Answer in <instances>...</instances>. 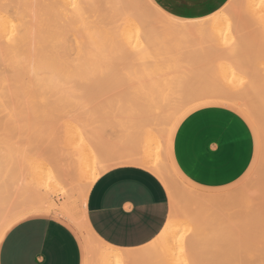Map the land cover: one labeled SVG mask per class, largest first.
<instances>
[{"label": "bare ground", "instance_id": "obj_1", "mask_svg": "<svg viewBox=\"0 0 264 264\" xmlns=\"http://www.w3.org/2000/svg\"><path fill=\"white\" fill-rule=\"evenodd\" d=\"M242 1V7L245 9L244 16L246 17L244 20L247 22L243 21L246 25L250 24L252 27L256 26V23H253L255 21L264 26V0ZM144 5L151 10L153 15H156L158 24H154L155 20L151 22L153 18L149 16L148 18H150L149 20L151 21L147 20L146 13L143 12L144 10L142 11ZM222 15L225 16V14ZM224 16H221L218 12L199 19H181L164 12L152 0H0V64L9 66L8 70H5V67L4 70H0V106L5 109L9 108V116H17L16 114L22 112L20 108H17V103H19V106L20 104L28 105L27 112L37 114L42 109L34 107L33 105L44 104L46 101L53 100L50 97L53 95L52 93H50V96H48L47 92L44 93L46 82L49 83L50 88L51 86L54 88L57 86L58 88L57 84L59 81L57 82V80H64L66 82L78 79V81L88 80L89 82H96L97 80L100 82L102 79L105 81V78H108L106 75L107 71L114 69L123 70L125 68L132 69V71H134L132 78L137 80L140 84L142 83L140 86L142 92L145 93L144 90H146L147 92L149 91L148 93L162 96L166 106L163 110L155 111V113H151L147 107L140 110L138 109L139 112L135 109L138 113H134L133 116L144 120L155 117L153 118L155 121L161 122L159 119L165 121L167 118V110L173 111V117L168 121L170 125L168 132L166 131L167 135L165 133L163 134V136H167L164 141L165 157L164 155H158L156 151H151L150 145L147 147L148 149L143 150V148H146L145 144L142 149L138 150L137 154L133 152L136 156L133 161H130L138 167L153 173L166 188L168 196L172 198L171 201H174L171 203L169 215L163 228L149 244L154 246L164 243L173 244L177 240L178 242L181 240L180 242L184 243L193 254L195 248L203 244L204 246L209 245L212 249L213 247H218L220 253L218 250L217 252L221 256L219 259L223 260H221V263L264 264V171L260 174L261 177L259 175L258 182H256L254 191L257 194V197L255 194V199H258L256 201L257 204H254L256 206H250L251 208L249 207L250 209L246 215L243 216L244 219L241 217L239 223L237 222L238 225H236L239 226L241 223L244 231L247 228L246 236H248L249 233L250 238H246L244 236L245 233L241 235V231L239 235L238 232L235 234L236 229H231V224V226L228 224L230 229L222 228L224 225H219L222 227H219L220 229H218L214 235L204 236L202 232L203 229L197 227L199 225L201 226V223H199L200 219L203 222L204 219L211 214L210 211L214 210L213 212H215L217 209H223L221 206L224 205L222 203H225L227 196L204 194L197 191V189L195 190V188L180 189V186L176 184L178 181L177 179L181 178H179L180 175L169 158V146L167 143L171 124L183 110L196 103L206 102V104H208L213 103L212 101L214 100L241 104V109L243 105L259 128L264 129V86L240 88L219 87L220 89L213 88L211 90H201L200 88H196L192 83L182 82L179 76L174 77V81H170V79H163L147 69H141L142 65H149L150 63H153L155 66H164L169 63L179 65L175 60H180L182 56L184 57L185 63L188 64L190 60L199 56L195 54L185 55L186 53L183 54L170 51V47L168 48V45H165V41L167 40H178L180 38L185 39L189 37L197 40L193 36L202 38L207 33H210V36L214 37L217 33L222 32L221 30L225 27V24H227V30L230 25H233L236 30H234L235 34L236 32L239 34V31H243L242 29L244 27L249 30L250 25L247 27L248 25L245 26L242 21L237 19L235 22H230L228 17ZM249 19H252V21L250 20V22ZM206 23H210V26L205 27ZM240 23L244 25L243 28ZM219 27L222 28L220 30L221 32L219 31ZM257 28L258 30L260 29L259 27ZM253 29H255L254 31L257 30L254 27ZM255 33L256 32H254V34ZM239 35L241 36V33ZM238 41L240 40L238 39ZM262 43L264 44V42ZM235 45L234 47L237 49L239 44H237V46ZM156 48L163 51L156 52ZM216 48L218 49V47ZM220 50H222V48ZM238 50H240V47ZM238 50H235L236 54ZM212 51L214 52L213 49ZM258 51H260V49ZM217 53L219 52L217 51ZM220 53L216 54L219 59H222V57L236 56L234 52L232 53L231 51L226 53L220 51ZM169 60L171 61L169 62ZM60 72H62V75H59ZM75 72L84 74H70ZM44 73H47V75ZM48 73L52 74L49 75ZM173 82L175 85H171ZM193 82L195 84V81ZM61 84L60 82V85ZM60 98L61 96L56 97L54 101H59L62 99ZM11 105L16 109V112ZM157 114L158 116H156ZM158 122L155 124H158ZM166 122L167 121H165V123ZM92 158L91 161L93 163H100L101 165L97 167L95 165L90 169L85 165L88 169L86 170L87 173L85 176V184H87V187L84 186L86 189L83 191L85 203L90 187L95 180L110 166L115 164L108 162L99 151L96 152ZM70 161L74 162L73 159H70ZM46 163L48 162L46 161ZM93 163L90 162V166H93ZM53 164L57 163L55 162ZM45 166L44 164V167ZM58 166L61 167L60 164ZM41 167L42 166H40V168ZM46 168L48 169V165ZM63 169L61 168L60 170L64 171L65 169ZM47 171L48 170L45 171V175H47ZM51 172L50 176H44V180L45 177H47L46 179L50 177L49 182L45 181L48 182V186L50 183L54 182V179L60 182L66 180L64 176V180L61 178L65 171L63 173L61 172V177H59L60 175L56 168L52 169ZM71 172H73V169H71ZM39 173L40 170L37 177H39ZM37 184L39 183L37 182ZM46 184L47 183H44V185ZM55 186L53 187L55 188ZM193 186L199 188L196 185ZM45 187L47 188V186H44V188ZM50 187H52L51 184ZM60 187H58L59 190ZM58 188H55V190ZM3 189L4 188L1 187L0 190ZM40 191L34 189H30L29 191L25 189L19 191L8 190L9 193H4V195L7 194L6 196L2 195V198L0 197V233L11 221L21 216L36 212L52 213L55 210V204L50 200L45 202L44 194ZM48 193L49 192H47V194ZM1 194L2 193H0V195ZM181 200H183V204H180ZM185 201H187L186 206L184 205ZM187 204H192L194 207L192 205L189 207ZM66 208L68 207L65 205L61 207V212H65ZM192 208H194V210ZM180 213L189 214L199 220L194 232L189 237H183L184 239L179 240L178 236L181 237V235H177V232L182 227V221L181 219L177 220L174 218ZM69 219H71V217ZM208 223L210 225V222ZM217 225L218 224H216V226ZM236 226L234 225V227ZM183 228L185 227L183 226L182 229ZM87 229L93 241L91 244L86 242V251L91 253L94 257L98 256L102 258V261L103 259L106 261L110 259L111 262L119 260V262L122 261V263H124V256L126 255L124 252L132 249L113 246L96 236L88 225ZM209 229L211 228L209 227ZM176 236L177 238H175ZM238 236H242L244 239V241H242L243 243L240 244L241 241L239 242L240 245H236V237ZM181 243L179 244L181 245ZM166 245L167 244H165V247ZM214 249L216 250V248ZM209 252L208 254L206 253L208 255L206 256L211 258L212 254L209 256ZM89 253L88 255H90ZM199 253L202 254L201 252ZM212 253L214 255V252ZM167 254H169V252ZM243 257H246L248 260L243 261ZM201 258H203L202 255ZM205 259L206 257L203 258V260ZM108 263L107 261L106 264ZM111 264L115 263L113 262ZM218 264H220V262Z\"/></svg>", "mask_w": 264, "mask_h": 264}, {"label": "rangeland", "instance_id": "obj_2", "mask_svg": "<svg viewBox=\"0 0 264 264\" xmlns=\"http://www.w3.org/2000/svg\"><path fill=\"white\" fill-rule=\"evenodd\" d=\"M241 1L242 0H227L220 9L213 13L219 12L221 16H224L222 14H225L224 17H228L230 22H235L237 19L242 21V23L247 26L248 24L246 25L245 23L247 21L244 20L246 18L244 16L245 9L242 7L243 1ZM142 11L146 13L147 20L150 19L148 18L149 16L153 18L152 21H149L153 22L155 20L154 24H158V18H156L155 14L153 15L147 6L144 5ZM211 14L206 16H210ZM250 20L252 21V19H249V21ZM242 23H240V25ZM253 23H256V26L253 27L257 30L254 31L255 29H253L250 24V27L249 25L247 26L249 27L248 30L246 27L243 28L244 25L242 24L241 27L243 28V31H239L241 36L237 32L235 34L236 30L234 29L233 25H230V27L228 26L229 28L227 27L230 31L229 32L226 29L227 24H225L224 28L222 27L223 25L220 26L224 29V31L219 27V31L222 29V32L220 31L221 33H217L214 37L210 36V33H207L202 38L193 36L198 41L191 37L185 39L180 38L178 40H167L165 41V45H168V48L170 47V51H176L183 54L186 53L185 55L195 54L199 56L193 60H190L188 64L185 63L184 57L182 56L180 60H175V62L179 65H173L169 63L168 65L164 66H155L153 63H150L149 65H142L141 69H147L148 71L154 72L155 75L162 77L163 79H170V81H174V77L179 76L182 79V82L190 84L192 83L196 88H200L201 90H211L213 88L220 89L225 87L240 88L264 86V50H262L264 49V47H262L264 46L262 43L264 42V26L255 21ZM209 26L210 23L205 24V27ZM257 27L260 29L258 30ZM254 32L256 33L254 34ZM253 37L256 38L254 39ZM238 39L240 41H238ZM236 43L239 44L237 49L234 47ZM237 44L235 46H237ZM216 47H218L219 50ZM239 47L240 50H238ZM221 48L222 50H220ZM158 49L159 48H156V52L163 51ZM257 49H260V51ZM235 50H238L237 54ZM217 51L219 53L220 51L222 53L231 51L232 53L234 52L237 57H222V59H219L216 56V54H219ZM253 51L257 53H254ZM170 61L171 60H169V62ZM4 67L5 70L9 69V66L0 64V70H4ZM61 73L62 72H60L59 75H62ZM44 74L47 75V73ZM48 74L50 75L52 73ZM70 74L80 75L84 73L75 72ZM106 75L108 78H105V81L102 79L100 82L97 80L96 82H89L88 80L78 81V79L66 82L64 80H57V82L59 81L57 84L58 88L56 86L57 89L52 86L50 88L49 83L46 82L44 86V93L47 92L48 96H50V93H52L53 95L50 97L53 100L48 102L46 101L44 104L33 105L34 107L42 109L37 114H31L32 112L28 113V105L20 104L19 106V103H17V108H20L22 112H19V114L15 113L17 116H9V108L5 109L4 107L0 106V172H2L0 173V189L1 187L5 189V191L4 189L0 190V193H2L0 197L6 192L9 193L8 190L19 191L25 189L29 191L30 189H34L40 191L41 189L42 193L44 194V201L47 202L50 200L55 204V210L50 214L44 215L56 217L67 224L76 234V231L73 227V225H75L76 228L82 233V241L84 245L86 242L91 244L93 241V238L87 229V225L83 220V210L85 204L83 191L87 187V184H85V176L87 173L86 170H88L87 168L90 169L95 165L96 167L101 165L100 163L96 164L91 161L94 154L99 151L108 162L112 164L115 163L109 168L117 165L137 166L130 161H133L138 150L142 149L145 144L146 148H143V150L148 149L147 147L150 145L151 151H156L158 155L162 156L164 155L165 151L164 141L167 137L165 135L163 136V134L165 133L167 135L170 125L168 121H170L173 117V111L167 110L166 114H168V116L165 121H167L166 123L168 124H166L164 120L160 119L159 121L161 122L155 121V119H153L155 117L145 120L142 118H136L133 116L134 113H138L140 109H144L146 107L149 108L151 113L163 110V108L166 107L164 103L165 100H163L162 96L148 93L149 91L147 92L146 90H144L145 93H143L140 87L142 83L140 84L137 80L132 78L134 71H132L130 68H125L123 70H110L106 72ZM193 81H195V84ZM60 82L62 83L61 85ZM171 85H175V83L173 82ZM59 96H61L62 99L60 98L61 100L54 101L56 100L54 98ZM212 102V105H223V107L228 105L229 108L236 109V112L245 119L253 133L254 154L252 161L250 162L246 171L238 179L224 186H201L202 188H197L181 177H179L181 179H177L178 181L176 185H179L180 189L184 190L195 188V190L197 189V191L204 194L208 193L217 196H227L225 203H222L224 205L221 206L223 209H217L215 212H213L214 210L210 211L211 214L206 219H204L203 222L200 219L199 223H201L202 227L200 225L197 226V222L199 220L198 218H194L185 213H180L177 215L174 219H181L182 227H185L183 229L181 227L177 232V235H181V237L178 236L179 240L189 237L194 232L196 226L200 229H203L202 232L204 236H209L214 235L216 231L222 227L219 225H224L222 228L230 229L228 224L232 225L231 229H236L235 234L238 232L239 235L241 231V235L245 233L244 236L246 238H250L249 233L248 236H246V230H248L247 228L244 231L242 229L243 225H241V223L240 228V225H236H238L240 221L239 219L246 215L248 210L251 208L250 206L254 207L256 206L254 204H257L256 201L258 199H255L257 194L254 191L256 188V182H258L259 179L258 177L264 171V129L259 128L243 105L241 109V104H232L217 100ZM203 104H206V102L196 103L189 106L174 119L168 133L167 143L172 131H174V129L179 125L181 120L193 110L203 107ZM11 107H13V105H11ZM135 109L138 112H136ZM13 110L15 111L16 109L14 108ZM156 116H158V114ZM156 122H158V124H155ZM133 152H136V154ZM70 159H73L75 164L73 161H70ZM46 161L48 163H46ZM55 162L58 165L60 164L61 167H59L57 164H53ZM90 162L93 163V166H90ZM44 164L46 165L45 167ZM47 165L48 169L46 168ZM40 166L42 167L40 168ZM55 168L59 175H62V173L65 171L62 177L61 175L59 177H61L62 180H64L63 178L65 177L66 180L60 182L56 181L54 178H51L54 179V182L50 183L52 186L50 187V184L48 186L50 177L48 179L45 177L44 180V176H50L51 170ZM61 168H64L65 170L63 169L64 171H62L60 170ZM71 169H73L74 173L71 172ZM39 170V177H37ZM46 170H48L47 175H45ZM37 182L39 184H37ZM44 183L47 184L44 185ZM44 186H47V188H44ZM53 186H55V188L60 186L62 187H60V190L59 188L55 190ZM63 187H66V190ZM47 192L49 193L47 194ZM6 195L7 194L4 196ZM168 199L170 201V211L171 203L174 201L172 202V198L169 196ZM182 201L183 200L180 201V204H183ZM186 202L187 201H185L184 204L185 206ZM64 205L68 208H66L65 212H61L60 209ZM190 205L188 206L190 207ZM192 206L194 207V205ZM192 209L194 210V208ZM65 217L73 225L70 224ZM70 217L71 219H69ZM208 222H210V225ZM233 223L236 227H234ZM216 224L218 225L216 226ZM209 227L211 229H209ZM238 237H236V245H238L240 241V244L243 243L242 241H244L242 236ZM175 238H177V236ZM153 239L154 238H152L145 245L128 248L132 250H127L124 252V254H126L124 256V263H122V261L119 262V260H114L111 262L109 259L107 261L110 264L113 262L115 264H170V262L171 264H218L219 262L220 264H225L224 262L221 263L223 261L222 259H219L221 256L219 254L220 251L218 250V247H213V249L216 248V250H213L209 245H207L209 246L207 247L204 246V244H200L201 246H198V248L196 247L193 254L188 249V247L184 245V243L180 242L181 240L179 242L177 240L173 244L164 243L154 246L149 244ZM179 243H181V245ZM165 244H167L166 247ZM81 250V264H106L107 261L105 259L102 261V258L98 256L94 257L91 255V253L85 251L82 246ZM168 252L169 254H167ZM208 252L209 256L212 254L211 258L207 257ZM212 252H214V255ZM88 253L90 255H88ZM215 253L219 255H216ZM201 255L203 258L206 257V259L203 260ZM242 259L243 261L248 260L246 257H243Z\"/></svg>", "mask_w": 264, "mask_h": 264}, {"label": "crops", "instance_id": "obj_3", "mask_svg": "<svg viewBox=\"0 0 264 264\" xmlns=\"http://www.w3.org/2000/svg\"><path fill=\"white\" fill-rule=\"evenodd\" d=\"M152 1L174 17L199 19L227 0ZM212 104L186 115L168 139V155L175 169L198 187L232 183L246 171L254 154L253 133L245 119L228 105ZM84 205L83 220L94 234L124 249L154 238L169 211L161 181L134 165H117L102 173ZM44 214L50 213L26 214L2 230L0 264H81V246L86 251L82 233L66 217L77 235L61 220Z\"/></svg>", "mask_w": 264, "mask_h": 264}]
</instances>
